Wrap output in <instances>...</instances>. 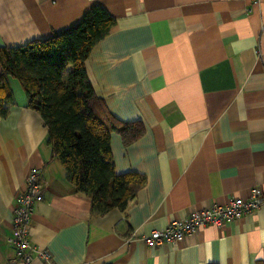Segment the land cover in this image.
I'll list each match as a JSON object with an SVG mask.
<instances>
[{"label":"crops","instance_id":"crops-1","mask_svg":"<svg viewBox=\"0 0 264 264\" xmlns=\"http://www.w3.org/2000/svg\"><path fill=\"white\" fill-rule=\"evenodd\" d=\"M102 6L114 26L85 61L94 93L144 131L128 145L112 132L117 173L145 177L124 211L94 214L67 179L47 129L19 82L0 119V264L17 261L12 203L31 168L44 197L29 228L50 261L28 264L264 263V207L179 242L143 237L193 208L264 189V0H0V46L46 39Z\"/></svg>","mask_w":264,"mask_h":264},{"label":"trees","instance_id":"trees-1","mask_svg":"<svg viewBox=\"0 0 264 264\" xmlns=\"http://www.w3.org/2000/svg\"><path fill=\"white\" fill-rule=\"evenodd\" d=\"M115 20L102 6L90 7L81 20L46 39L0 46V119L12 102L8 78L16 79L47 129V142L75 190L90 199L94 214L124 211L144 185L135 171L117 173L110 149L116 132L124 145L144 131L140 121H121L106 107L88 80L85 61ZM264 264V263H259Z\"/></svg>","mask_w":264,"mask_h":264},{"label":"built area","instance_id":"built-area-1","mask_svg":"<svg viewBox=\"0 0 264 264\" xmlns=\"http://www.w3.org/2000/svg\"><path fill=\"white\" fill-rule=\"evenodd\" d=\"M256 2L258 0H250ZM44 197V182L41 170L31 168L24 178V187L12 203V230L9 239L17 261L30 263L34 258L48 263L50 254L46 250L34 249L29 240V228L35 205ZM264 207V189L252 186L244 196L230 197L224 204L211 203L202 208L191 209L184 217L171 219L162 229L152 230L143 237L147 246H156L162 242H179L185 236L197 232L201 227L213 225L220 227L234 221L253 210Z\"/></svg>","mask_w":264,"mask_h":264}]
</instances>
